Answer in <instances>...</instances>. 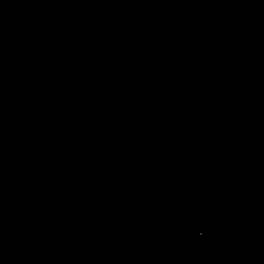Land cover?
<instances>
[{
    "label": "water",
    "instance_id": "95a60500",
    "mask_svg": "<svg viewBox=\"0 0 264 264\" xmlns=\"http://www.w3.org/2000/svg\"><path fill=\"white\" fill-rule=\"evenodd\" d=\"M0 264H264V0H0Z\"/></svg>",
    "mask_w": 264,
    "mask_h": 264
}]
</instances>
